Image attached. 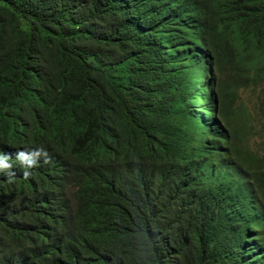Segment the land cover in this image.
I'll list each match as a JSON object with an SVG mask.
<instances>
[{"label": "trees", "instance_id": "1", "mask_svg": "<svg viewBox=\"0 0 264 264\" xmlns=\"http://www.w3.org/2000/svg\"><path fill=\"white\" fill-rule=\"evenodd\" d=\"M0 162V264H264V0H0Z\"/></svg>", "mask_w": 264, "mask_h": 264}, {"label": "clouds", "instance_id": "2", "mask_svg": "<svg viewBox=\"0 0 264 264\" xmlns=\"http://www.w3.org/2000/svg\"><path fill=\"white\" fill-rule=\"evenodd\" d=\"M45 156L47 155V153H43ZM35 155V154H33ZM18 159H20V161L25 164L28 167L34 166L36 164V162L33 160L32 155H26L24 152H20L18 155ZM25 161H27V163H24ZM2 163V162H0ZM25 175H29V173H25Z\"/></svg>", "mask_w": 264, "mask_h": 264}, {"label": "bare ground", "instance_id": "3", "mask_svg": "<svg viewBox=\"0 0 264 264\" xmlns=\"http://www.w3.org/2000/svg\"><path fill=\"white\" fill-rule=\"evenodd\" d=\"M200 76V75H199ZM201 78V77H200ZM202 79H204V78H202ZM202 99V98H201ZM200 113H202V112H200ZM202 114H204V113H202ZM206 114H207V112H206ZM196 115V114H195ZM207 115H209V114H207ZM197 116V115H196ZM203 118V117H202ZM224 136V135H223ZM226 138V137H225ZM224 140V139H223ZM222 140H220V142H221ZM221 144V143H220ZM220 146V145H219ZM222 150V149H221ZM221 150H219V151H221ZM222 154V153H221Z\"/></svg>", "mask_w": 264, "mask_h": 264}, {"label": "rangeland", "instance_id": "4", "mask_svg": "<svg viewBox=\"0 0 264 264\" xmlns=\"http://www.w3.org/2000/svg\"><path fill=\"white\" fill-rule=\"evenodd\" d=\"M197 74H193V76H196ZM246 105L248 106V107H250V105L246 102ZM259 139H258V143H257V145L259 144Z\"/></svg>", "mask_w": 264, "mask_h": 264}]
</instances>
